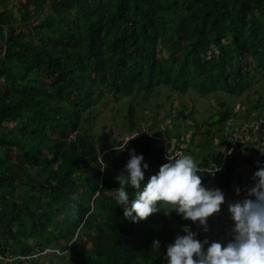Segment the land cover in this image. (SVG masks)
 <instances>
[{
	"label": "trees",
	"instance_id": "obj_1",
	"mask_svg": "<svg viewBox=\"0 0 264 264\" xmlns=\"http://www.w3.org/2000/svg\"><path fill=\"white\" fill-rule=\"evenodd\" d=\"M20 5L19 25L0 10V259L28 260L67 249L66 264H164L166 245L186 223L201 240L225 238L230 218L224 209L216 226L208 218V231L174 211L160 210L136 222L125 217L113 195L119 186L114 177L129 154L97 144L87 124L105 96L128 98L127 129L138 135L126 151L143 153L147 182L167 159L163 147L155 148V137L140 134L137 115L151 107L160 88L228 97L252 91L259 97L252 108L259 106L264 0H25ZM46 5L50 13L31 22ZM254 80L256 86L248 88ZM216 107L203 124L179 109L174 124L179 132L164 136L175 140L169 156L176 150L191 153L200 169L220 162L219 131L234 109L224 101ZM156 112L154 107L151 122ZM203 126H216L218 140L195 142L194 130ZM102 151L105 168L97 159ZM201 174L205 184L207 174ZM236 177L228 168L213 185L242 190L246 184ZM82 237L90 248L67 246L76 238L78 247Z\"/></svg>",
	"mask_w": 264,
	"mask_h": 264
},
{
	"label": "clouds",
	"instance_id": "obj_2",
	"mask_svg": "<svg viewBox=\"0 0 264 264\" xmlns=\"http://www.w3.org/2000/svg\"><path fill=\"white\" fill-rule=\"evenodd\" d=\"M255 100L258 102L259 97ZM263 105L264 93L259 106L252 108L247 104L239 105L228 120H236L235 116L240 115L237 112L239 107L247 108L248 113L258 107L264 114ZM226 123L222 130L223 141L218 147L220 151L226 139ZM134 134L135 131L131 133V135ZM152 136L157 138V135ZM122 139L119 144L115 142L111 146H115L116 149ZM128 140L119 147L121 150H117L126 152L132 139L130 142ZM163 141L169 145L172 140L164 139ZM161 146L159 143L158 149ZM127 150L129 158L122 170L114 177L119 186L115 187L113 193L118 206L123 209L124 216L136 222L160 210H163L166 215L175 211L181 219L198 224L204 231H208V218L221 210L225 202V193L219 187H209L202 183L200 166L194 157L185 152L168 156L167 161L159 166L158 171L144 182L145 169L149 165L144 160L143 153H137L135 148ZM98 159L103 162L102 168H105L106 162L100 157ZM232 159L228 163L235 162ZM259 163L260 167L259 165L249 166L252 164L249 160L244 163L247 169L242 172L250 170L249 167L258 168L253 173L252 185L246 187L247 194L242 199L228 203L231 223L225 238L213 239L211 242L207 237L201 240L192 225L186 223L182 226V231L177 232L174 239L166 245L164 264H264V162ZM240 164L242 162H239L236 167L228 166L232 169V174L235 171L234 175L239 178L241 177L238 173L239 169L243 168ZM216 170L218 165L208 174ZM130 188L134 190L133 193L129 192ZM236 191L239 194L240 189L237 188ZM159 245L160 241L154 239L152 247L158 249Z\"/></svg>",
	"mask_w": 264,
	"mask_h": 264
},
{
	"label": "rangeland",
	"instance_id": "obj_3",
	"mask_svg": "<svg viewBox=\"0 0 264 264\" xmlns=\"http://www.w3.org/2000/svg\"><path fill=\"white\" fill-rule=\"evenodd\" d=\"M25 0H6L3 3L0 4V10L6 9L9 13V16L11 17V20L15 21V25H19V21L21 20V5L23 4ZM30 9H33V7L30 5ZM44 12L39 14L38 16L32 18L30 21H36L38 19H42L43 16L47 13H50L49 7L47 5L43 9ZM31 18V17H30ZM29 18V19H30ZM255 80L251 83L248 88L255 87ZM262 87L264 89V81H261L259 88ZM257 88V87H256ZM253 96H255V92L252 91H246L245 93H242L241 95H238L236 97H228L224 95L223 93H218L217 95L212 96H201L197 92H188L185 95H180L176 92L170 91L169 88L163 87L160 88L159 92L156 95H153L151 97L150 103L151 107H145L142 109L141 112H138L139 115V123L138 127L142 133H145L146 131L150 136L157 135V138L155 139V148H159L160 141L164 140V136L171 134V133H177L179 130L177 129L178 125L176 124V127L174 128L175 121L179 109L186 108L187 112L189 113V120H193L196 124H203L208 119L211 118L214 114H216L217 111V104L220 101L227 102L228 105L233 109L237 105H249L252 106L251 101L255 99ZM136 100H133L134 103ZM129 105V99L128 98H120L115 99L114 96H105V98L99 102H97L95 108H93L94 111H92L91 116L89 117L90 122L87 124V130L95 135L97 138V141L99 145H102L104 147H109L113 145L115 142L119 144V141L124 138L125 136L131 135V133L128 132L127 127V116H126V108ZM157 108V112L154 115V120L151 122V111L153 108ZM245 107H239L237 109V112L239 116L240 121H243L242 119L246 117V119H249V116L245 113H243V110ZM230 110V109H229ZM234 111V110H233ZM236 112V113H237ZM87 114V113H85ZM243 114L245 116H243ZM88 117V116H86ZM141 118V120H140ZM153 119V118H152ZM251 119V117H250ZM167 126V129L164 130L165 125ZM182 125V124H181ZM182 129V128H180ZM165 131V132H164ZM194 136L195 142H200L204 138L211 139L212 136H214V141L218 140V132L217 127L213 126L210 130H207V126L202 127V131L194 130ZM190 132V131H189ZM189 132H186L187 136L186 138L190 137ZM219 132H222L220 130ZM137 132H135L136 134ZM155 133V134H154ZM193 135V130H192ZM143 136H146L145 134H142ZM216 136V137H215ZM222 136V134L220 135ZM189 139V138H188ZM164 141L161 142V145H164ZM171 143H175V140H172ZM183 144V143H182ZM185 144V143H184ZM191 150H197V148H190ZM244 150H248V148L244 147ZM251 151V148H249ZM128 154V150L126 151ZM191 154V153H189ZM253 157V156H252ZM250 157L248 160L252 163L249 166H254V159ZM195 159V157H194ZM256 162V161H255ZM264 162V157L263 161ZM254 168V167H253ZM252 168V170H253ZM251 169V167H249ZM251 174V171H249ZM248 177V176H247ZM244 188L240 190L239 194H237L235 189H232V192L234 193L235 198L242 199L243 194L246 192V187L251 186L253 181H247L244 180ZM241 185L243 182L240 183ZM234 190V191H233ZM80 235L77 237L79 238ZM75 240L76 238H72L68 241L67 246H70V249L72 248H84L87 249V247L90 248V244L88 242L87 237L79 239L81 240L82 244L79 246H75ZM67 246L65 248H67ZM72 251V250H71ZM59 252V253H58ZM57 250H49L45 251L42 254H36L35 256L29 257L28 260L20 259L18 256H9V258H1L0 264H66L65 257H67L68 252L67 249H64L63 251ZM67 254V255H66ZM66 255V256H65ZM13 260H10L12 259Z\"/></svg>",
	"mask_w": 264,
	"mask_h": 264
},
{
	"label": "built area",
	"instance_id": "obj_4",
	"mask_svg": "<svg viewBox=\"0 0 264 264\" xmlns=\"http://www.w3.org/2000/svg\"><path fill=\"white\" fill-rule=\"evenodd\" d=\"M248 109L245 108L243 110V113L245 114H249V119L247 120L246 117H244L242 120L240 121V119H236V120H228L226 123V128H225V143L224 146L221 150L222 153V158L220 159V162L218 164L216 163H211V166H208L207 168H203L200 169V171L205 172L207 174L206 179H205V184L209 187H213L214 182L216 181V179L222 174L225 173L228 169L229 165H235V167L237 165H239V160L238 157H240L244 152V147L245 148H249L253 147L254 153H250L247 154V156H255V161L254 164L255 165H259L260 167V163L263 161V157H264V114L262 113V111L260 110V108H255L254 111H251V113H248ZM245 116V115H244ZM251 117V119H250ZM255 119V121L253 120ZM147 136H150L148 134V132L146 131L145 133H143ZM136 136V134L131 135V136H125L122 139L121 144L116 147V149H119V147L123 144H125L128 140V142H130L131 139H134V137ZM156 139V138H155ZM163 141H160V143ZM175 143H171L169 145H166V143H164V145H162V154L163 156L167 159L169 156V152L171 151V149L174 148ZM262 148V149H261ZM256 149H258L256 151ZM246 150V151H248ZM178 152H181L180 150H176V153L170 156H174L176 155ZM104 152H100L98 157L102 158L103 157ZM97 157V159H98ZM233 158V159H232ZM235 160L231 162H229V160ZM99 160V159H98ZM238 160V161H237ZM247 160H245L246 162ZM100 163H102L99 160ZM218 165V170H216L214 173L208 174L212 169H214L216 166ZM243 165V168L241 169V171H243L244 169H247L245 167V165ZM233 173L235 174L236 172L233 171ZM233 174V176H235ZM241 175V174H240ZM234 181L239 182V177H236L235 179L233 178ZM236 189V187L234 188ZM225 196H226V200L225 202L222 204V209H224V213L229 216L228 213V203L231 202L235 196L232 193V190H224ZM247 194V193H246ZM175 214H177L174 211ZM222 213V211L220 210L218 213L213 214L211 217H209L211 220H213L216 226V215ZM231 221H229V223H227L228 225L226 226V232L225 235L227 233V229L230 225ZM58 252V250H57ZM59 253V252H58ZM20 259H23V257L18 256Z\"/></svg>",
	"mask_w": 264,
	"mask_h": 264
},
{
	"label": "crops",
	"instance_id": "obj_5",
	"mask_svg": "<svg viewBox=\"0 0 264 264\" xmlns=\"http://www.w3.org/2000/svg\"><path fill=\"white\" fill-rule=\"evenodd\" d=\"M235 117L237 119L239 116H235ZM253 120H255V119H253ZM186 136H187V134H186ZM181 146L183 147L184 145L181 144ZM250 148H251V151L250 150H248V151L244 150V153L240 157H238L239 162H243V164H244L245 160H248V158L252 157V156H247V154L254 153L253 147H250ZM257 150L258 149H256V151ZM252 158L255 159V156H253ZM252 163H253V161H252ZM252 168L250 170H246V171L242 172L241 169H239V167H238V169H239L238 173L241 174V177L239 178V182H243L244 183V180L253 181L252 180L253 173L257 170L258 167H254L253 170H252ZM249 171H251V174L249 173ZM233 195H234V193H233ZM225 200H226V196H225ZM235 200H237V198H234L232 201H235ZM221 211H222V208H221Z\"/></svg>",
	"mask_w": 264,
	"mask_h": 264
},
{
	"label": "bare ground",
	"instance_id": "obj_6",
	"mask_svg": "<svg viewBox=\"0 0 264 264\" xmlns=\"http://www.w3.org/2000/svg\"><path fill=\"white\" fill-rule=\"evenodd\" d=\"M255 121V120H254Z\"/></svg>",
	"mask_w": 264,
	"mask_h": 264
}]
</instances>
